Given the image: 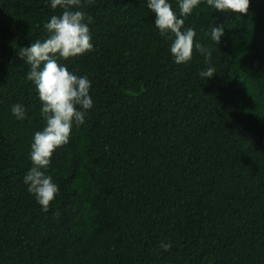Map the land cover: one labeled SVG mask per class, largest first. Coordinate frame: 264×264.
I'll return each instance as SVG.
<instances>
[{
    "label": "trees",
    "instance_id": "obj_1",
    "mask_svg": "<svg viewBox=\"0 0 264 264\" xmlns=\"http://www.w3.org/2000/svg\"><path fill=\"white\" fill-rule=\"evenodd\" d=\"M146 5L82 4L93 49L64 63L88 76L94 105L53 154L59 192L43 212L23 183L44 121L19 52L61 10L0 0V264H264V0L185 18L207 63L193 47L176 64Z\"/></svg>",
    "mask_w": 264,
    "mask_h": 264
},
{
    "label": "clouds",
    "instance_id": "obj_2",
    "mask_svg": "<svg viewBox=\"0 0 264 264\" xmlns=\"http://www.w3.org/2000/svg\"><path fill=\"white\" fill-rule=\"evenodd\" d=\"M84 2L46 0L51 9L61 11L42 25L46 33L44 39L35 40L19 52L29 66L26 79L34 85L40 102V117L44 121L42 129L32 136L28 154L31 166L23 176V183L43 212H48L50 202L59 192L49 172L53 154L69 142L74 126L85 123L94 105L88 76L78 75L64 63L93 49L89 28L92 18L82 10ZM202 2L220 12L243 14L248 11L250 0H176L178 12L172 0H147V9L154 14V25L159 35L171 41L168 51L176 64L189 62L193 57V47L206 63L211 58V48L199 40L194 44L195 29L184 28L185 18ZM223 34V26L215 25L210 39L219 44ZM215 73V67L209 64L199 72V76L207 81ZM11 113L16 119L23 120L26 109L16 103L12 105ZM160 247L168 251L172 243L161 241Z\"/></svg>",
    "mask_w": 264,
    "mask_h": 264
}]
</instances>
